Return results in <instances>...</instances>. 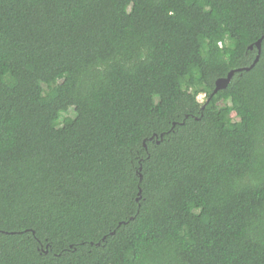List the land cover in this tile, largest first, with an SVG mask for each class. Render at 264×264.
<instances>
[{
  "label": "trees",
  "instance_id": "16d2710c",
  "mask_svg": "<svg viewBox=\"0 0 264 264\" xmlns=\"http://www.w3.org/2000/svg\"><path fill=\"white\" fill-rule=\"evenodd\" d=\"M0 264H264V0H0Z\"/></svg>",
  "mask_w": 264,
  "mask_h": 264
},
{
  "label": "water",
  "instance_id": "95a60500",
  "mask_svg": "<svg viewBox=\"0 0 264 264\" xmlns=\"http://www.w3.org/2000/svg\"><path fill=\"white\" fill-rule=\"evenodd\" d=\"M263 39L259 40L258 43H257V47L259 49V55H260V51H261V42H262ZM258 60V59H257ZM254 66V65H253ZM252 66V67H253ZM251 67V68H252ZM250 68H246V69H238V70H234V71H231L228 75L227 78H224V79H220L217 81V84H216V89H215V93H217L218 91L222 90V89H226L227 86L229 85V83L231 82L234 74L240 70H249Z\"/></svg>",
  "mask_w": 264,
  "mask_h": 264
},
{
  "label": "rangeland",
  "instance_id": "374dc122",
  "mask_svg": "<svg viewBox=\"0 0 264 264\" xmlns=\"http://www.w3.org/2000/svg\"><path fill=\"white\" fill-rule=\"evenodd\" d=\"M204 100H205V95H200L199 101L204 102ZM224 107H225V113L227 114V116H230L231 118L236 119V113L230 109L229 105H224Z\"/></svg>",
  "mask_w": 264,
  "mask_h": 264
}]
</instances>
